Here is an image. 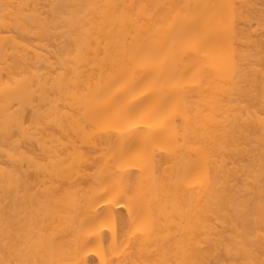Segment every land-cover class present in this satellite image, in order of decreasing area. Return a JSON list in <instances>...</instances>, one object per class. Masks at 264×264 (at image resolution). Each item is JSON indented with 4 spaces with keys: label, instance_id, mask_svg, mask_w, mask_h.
I'll use <instances>...</instances> for the list:
<instances>
[{
    "label": "bare ground",
    "instance_id": "obj_1",
    "mask_svg": "<svg viewBox=\"0 0 264 264\" xmlns=\"http://www.w3.org/2000/svg\"><path fill=\"white\" fill-rule=\"evenodd\" d=\"M0 264H264V0H0Z\"/></svg>",
    "mask_w": 264,
    "mask_h": 264
}]
</instances>
